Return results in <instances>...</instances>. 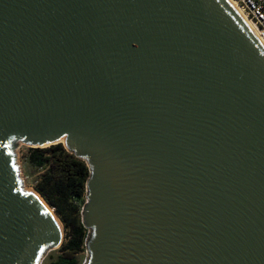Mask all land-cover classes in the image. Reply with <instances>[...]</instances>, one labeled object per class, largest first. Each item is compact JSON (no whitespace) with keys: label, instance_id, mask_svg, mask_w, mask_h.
I'll return each instance as SVG.
<instances>
[{"label":"water","instance_id":"95a60500","mask_svg":"<svg viewBox=\"0 0 264 264\" xmlns=\"http://www.w3.org/2000/svg\"><path fill=\"white\" fill-rule=\"evenodd\" d=\"M60 140L86 264H264V49L227 0H0V264L62 245L13 151Z\"/></svg>","mask_w":264,"mask_h":264},{"label":"trees","instance_id":"16d2710c","mask_svg":"<svg viewBox=\"0 0 264 264\" xmlns=\"http://www.w3.org/2000/svg\"><path fill=\"white\" fill-rule=\"evenodd\" d=\"M28 163L40 169L35 190L55 211L66 232L60 255L49 264H80V255L86 250L89 237L79 205V200L87 195L90 177L87 163L62 144L31 148Z\"/></svg>","mask_w":264,"mask_h":264},{"label":"rangeland","instance_id":"374dc122","mask_svg":"<svg viewBox=\"0 0 264 264\" xmlns=\"http://www.w3.org/2000/svg\"><path fill=\"white\" fill-rule=\"evenodd\" d=\"M62 145L65 148L64 144H62ZM50 146H52V145H50ZM50 146H46V147H31V146L23 144L21 142L16 143L14 145L13 151H14V154H15L17 166L19 168V175H20V178L22 180V187H23V189L26 192L36 193L37 195H39V193L35 190V185H36L37 179L40 176V172L41 171H40V169L32 167L28 163V154H29L30 149L31 148H48ZM86 202H87V196H85L83 199L79 200V205L81 206V213L82 214H83V209H84V206H85ZM52 211L56 215V213H55V211L53 209H52ZM56 217H57V219H58V221H59V223L61 225L62 232H63V240H64L65 236H66V232H65L64 226H63L62 222L60 221V219L58 218L57 215H56ZM60 247L61 246H59L58 248H55V249L46 250L44 252V254H43V257H42V260H41V264H49L50 262L55 261L57 259V257L60 255ZM87 259H88V253H87V250H85L80 255V264H86Z\"/></svg>","mask_w":264,"mask_h":264},{"label":"built area","instance_id":"2783aa9c","mask_svg":"<svg viewBox=\"0 0 264 264\" xmlns=\"http://www.w3.org/2000/svg\"><path fill=\"white\" fill-rule=\"evenodd\" d=\"M256 27L258 35L264 40V0H236Z\"/></svg>","mask_w":264,"mask_h":264},{"label":"bare ground","instance_id":"6f19581e","mask_svg":"<svg viewBox=\"0 0 264 264\" xmlns=\"http://www.w3.org/2000/svg\"><path fill=\"white\" fill-rule=\"evenodd\" d=\"M229 2V4L234 8V10L238 13V15L241 17V19L243 20V22L245 23V25L248 27V29L250 30V32L252 33V35L257 39V41L261 44V46L264 49V40L261 39L258 35V32L256 30V27L254 26V24L252 23L251 19L249 18V16L247 15V13L243 10V8L240 6V4L236 1V0H227ZM61 142V144H63V141H57V142H52V143H45L43 145H39L38 147H46V146H50L52 144L55 143H59ZM36 194V193H34ZM37 195V194H36ZM41 201L47 206V208H49L48 204L44 201V199H42L39 195H37ZM50 212L53 214V216L55 217L57 223L59 224L60 228L61 225L56 217V215L54 214V212L52 211L51 208H49ZM62 230V228H61Z\"/></svg>","mask_w":264,"mask_h":264}]
</instances>
